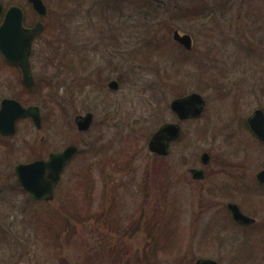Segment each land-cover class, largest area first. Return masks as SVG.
Returning <instances> with one entry per match:
<instances>
[{"label":"rangeland","instance_id":"rangeland-1","mask_svg":"<svg viewBox=\"0 0 264 264\" xmlns=\"http://www.w3.org/2000/svg\"><path fill=\"white\" fill-rule=\"evenodd\" d=\"M0 2L22 7L30 24L39 19L28 0ZM43 2L36 85L26 90L21 74L0 64V100L18 95L42 117L40 129L19 120L0 140V264H264V188L253 183L264 148L245 125L264 110V0ZM174 30L191 35L190 51ZM192 92L205 99L203 114L158 158L151 135L176 121L170 101ZM87 112L93 123L80 133L74 117ZM69 144L78 153L54 199L34 201L14 166ZM195 167L205 180L191 179ZM229 201L257 225L223 221Z\"/></svg>","mask_w":264,"mask_h":264},{"label":"water","instance_id":"water-1","mask_svg":"<svg viewBox=\"0 0 264 264\" xmlns=\"http://www.w3.org/2000/svg\"><path fill=\"white\" fill-rule=\"evenodd\" d=\"M33 11L39 16L47 15V7L43 0H28ZM0 2V15L3 14L0 23V55L9 64L17 66L21 72V82L28 88L34 86L35 80L30 69V55L32 44L43 32L44 25L37 21L33 26L23 24L24 13L18 5H11L3 11ZM172 39L185 50L190 51L193 47V38L188 33L174 30ZM119 83L112 80L108 88L117 90ZM170 110L177 116L178 122L164 123L151 135L147 148L150 153L167 156L170 143L177 141L181 135V122L201 115L205 100L199 93L192 92L184 96L176 97L170 101ZM21 118H30L37 129L41 128L42 120L40 109L36 105L24 106L14 98H3L0 101V135L11 136L16 132V122ZM249 130L260 140L264 141V112L257 109L247 118ZM93 123V114L87 112L84 115H76L74 124L77 131L86 132ZM78 147L73 144L67 145L61 151L51 152L46 159H36L27 163L15 165V175L21 187L36 201L49 202L54 198L55 186L58 183L65 165L77 152ZM200 162L206 165L209 162V154L203 152ZM193 176L202 178L203 172L192 169ZM259 182L264 183V169L256 174ZM235 222L250 224L255 220L244 215L234 203L228 204ZM194 264H219L212 259H197Z\"/></svg>","mask_w":264,"mask_h":264},{"label":"flooded vegetation","instance_id":"flooded-vegetation-1","mask_svg":"<svg viewBox=\"0 0 264 264\" xmlns=\"http://www.w3.org/2000/svg\"><path fill=\"white\" fill-rule=\"evenodd\" d=\"M33 44H34V42H33ZM33 44H32V50H33ZM30 69H31V73H32V64H31V56H30ZM110 81H112V80H110ZM109 81V82H110ZM108 82V83H109ZM118 82V81H117ZM107 88H108V84H107ZM109 89V88H108ZM109 90H111V89H109ZM112 91H115V90H112ZM178 97H180V96H178ZM176 98V97H175ZM174 99V98H173ZM205 100V99H204ZM205 105H206V101H205ZM205 108V107H204ZM169 109H170V106H169ZM257 109H261V108H257ZM257 109H255V110H257ZM204 110V109H203ZM255 110H253V112L255 111ZM263 112H264V110L263 109H261ZM171 111V110H170ZM172 112V111H171ZM253 112L249 115V116H251L252 114H253ZM172 114L174 115V117H175V119H176V121H174V122H172V123H176V122H178V118H177V116L172 112ZM203 114V111H202V113H201V115ZM248 116V117H249ZM247 117V118H248ZM198 118V117H197ZM247 118H246V121H247ZM193 119H195V118H191V119H188V120H184L183 122H181L180 124H181V135H180V138L177 140V141H179L180 139H181V137H182V124L184 123V122H187V121H189V120H193ZM245 121V125H246V128L249 130V128H248V126H247V122ZM164 123H168V122H164ZM164 123H161L159 126H161L162 124H164ZM249 132H250V135L252 136V138H254V140H256V142L258 143V144H260L263 148H264V141H262V140H260L255 134H253L250 130H249ZM80 133H82V132H80ZM15 135V133L13 134V135H11V136H14ZM2 138H0V140H4L3 138H9V137H11V136H2V135H0ZM42 141H44L43 140V138H41V142ZM177 141H173V142H177ZM173 142H171V143H173ZM171 143H170V145H171ZM52 152V151H51ZM51 152H49L48 154H47V156L46 157H44V158H42L41 156H39V157H37V158H35V159H33V160H36V159H46L47 157H48V155L51 153ZM169 153H170V149H169ZM169 153H168V155H169ZM167 155V156H168ZM167 156H159V155H157V157L158 158H164V157H167ZM33 160H31V161H33ZM28 162H30V161H28ZM25 163H27V162H25ZM210 163V155H209V162L206 164V165H202L203 167H205V166H207L208 164ZM192 169H199V170H202V172H203V176H202V178H200V179H197V178H195L194 176H193V172L191 171ZM264 168H262V169H260V170H258L256 173H255V177H254V179L255 180H253V183L255 184V186H257V187H261V188H264V183H261V182H259L258 181V179L256 178V174L259 172V171H261V170H263ZM188 172L190 173V176H191V179L193 180V181H196V182H200V181H203V180H205V178H206V171L203 169V168H190L189 170H188ZM14 173H15V166H14ZM251 194H252V192H251ZM229 203H234V204H236L238 207H239V209H240V211L244 214V215H246V216H248V217H250V218H253V217H251V216H249V215H247V214H245L243 211H242V209H241V207H240V205L238 204V203H236V202H233V201H229V202H227L226 204H225V214H224V216H223V221L225 220V222H228L230 225H233V226H239V227H246L247 229H251V228H253L254 226H256L257 224H256V219L255 218H253L255 221L254 222H252V223H250V224H247V225H245V224H242V223H238V222H235L234 220H233V218H232V215H231V212H230V210L228 209V204ZM209 259V258H208ZM212 260H214V259H212ZM216 261V260H215ZM217 263H219L218 261H216ZM220 264V263H219Z\"/></svg>","mask_w":264,"mask_h":264},{"label":"trees","instance_id":"trees-1","mask_svg":"<svg viewBox=\"0 0 264 264\" xmlns=\"http://www.w3.org/2000/svg\"><path fill=\"white\" fill-rule=\"evenodd\" d=\"M32 12H33V10H32ZM34 13V12H33ZM190 14V15H195V14H197V13H199L197 10H193V12H187V14ZM35 14V13H34ZM27 13L25 14V25L26 26H31L32 24H30V22H28L27 21ZM0 21H1V18H0ZM159 50H161V46H159V48H158ZM0 64H2L3 66H6V67H8V68H10V69H14L16 72H17V74H18V80H19V70L15 67V66H12V65H10V64H8V63H6L2 58H1V56H0ZM36 85V84H35ZM25 87V86H24ZM26 88V87H25ZM26 90H31V88H26ZM17 100H19L21 103H23V104H27V102H26V100H24V99H22V98H20L18 95L15 97ZM78 153V152H77ZM76 153V154H77ZM97 222H99V220L100 221H103V224H106L107 225V223H105V221L104 220H101V219H99V218H96L95 219ZM131 228H133V227H131ZM154 239V241H155V238H153ZM153 242V241H152ZM151 252H153V251H151ZM146 255H144V257H145ZM146 259H148V257L146 256L145 257Z\"/></svg>","mask_w":264,"mask_h":264}]
</instances>
